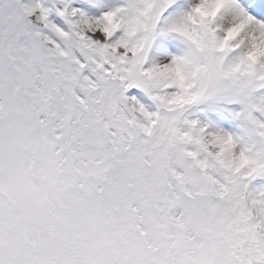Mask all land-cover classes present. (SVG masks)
Wrapping results in <instances>:
<instances>
[{
    "label": "snow or ice",
    "instance_id": "6c2138e0",
    "mask_svg": "<svg viewBox=\"0 0 264 264\" xmlns=\"http://www.w3.org/2000/svg\"><path fill=\"white\" fill-rule=\"evenodd\" d=\"M0 264H264V0H0Z\"/></svg>",
    "mask_w": 264,
    "mask_h": 264
}]
</instances>
